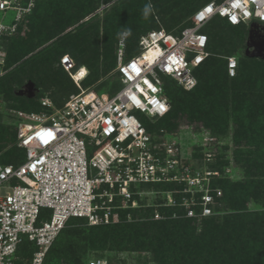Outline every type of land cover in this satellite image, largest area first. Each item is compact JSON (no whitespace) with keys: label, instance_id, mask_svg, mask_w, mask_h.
Returning a JSON list of instances; mask_svg holds the SVG:
<instances>
[{"label":"trees","instance_id":"obj_1","mask_svg":"<svg viewBox=\"0 0 264 264\" xmlns=\"http://www.w3.org/2000/svg\"><path fill=\"white\" fill-rule=\"evenodd\" d=\"M210 1L222 0H151L154 12L145 19L142 10L149 0H117L101 17L95 12L100 0H36L17 31L2 41L7 71L0 77V96L17 103V108L38 112L44 109L40 98L47 97L41 89L55 87L67 93V97L78 92L60 64V58L66 54L74 62L73 70L86 68L87 74L80 84L90 89V83L115 68L119 40L125 29H131L121 47L127 60L139 53L141 35L159 28L179 34L192 24L194 13ZM173 7L176 11L171 12ZM70 25L76 26L35 51ZM202 32L208 39L209 55L195 68L196 85L187 90L165 78L163 95L168 99L169 110L156 123L145 115L140 119L152 136L156 131L173 134L187 128L196 134L220 132L230 138L231 145L223 147L226 153H219L210 164L216 172L209 180L211 214L201 215L202 193H196L195 204L189 206L194 215L187 216L182 202L189 199V194L182 192L183 184H139L141 192H172L174 203L167 204L165 195L163 205L154 212V208L145 206L148 196L141 194L135 196L138 206L119 210L116 222L85 226V219L70 218L48 249L43 264H87L84 254L89 249L147 252L154 264H264V217L248 209L250 202L264 198V57L245 55L244 24L231 25L216 15L203 26ZM237 41L243 44L238 49L246 60L236 58V73L230 77L226 57L236 56L231 52ZM219 42L222 45L218 46ZM223 45L230 49L224 50L228 54L221 60L216 55ZM115 74L118 82L108 94L121 86L116 71ZM28 79L38 88L35 95L30 99L13 95L14 88ZM193 148L200 150L196 145ZM23 157L24 149L17 146L15 132L12 134L0 124V163L16 164ZM230 163L236 170L233 175L224 171ZM156 213L159 218L154 219ZM71 222L82 226L67 227ZM32 252L33 248L24 240L15 264L25 263Z\"/></svg>","mask_w":264,"mask_h":264},{"label":"built area","instance_id":"obj_2","mask_svg":"<svg viewBox=\"0 0 264 264\" xmlns=\"http://www.w3.org/2000/svg\"><path fill=\"white\" fill-rule=\"evenodd\" d=\"M35 1L0 0V77L7 71L2 41L17 31ZM7 12L11 18L4 21ZM216 15L231 25H264V0L210 1L179 34L152 29L140 36L139 53L127 60L118 49L115 71L121 86L113 94L81 87L86 68L73 70L69 55L60 58L78 92L60 108L43 97V110L17 111L16 142L24 157L16 164L0 163V264H15L24 240L33 252L23 264H43L70 218H83L88 225L118 221L119 210L138 206L139 184H183L189 194L182 202L187 216L194 215L189 206L196 193H202L201 215L211 214L209 178L216 172L200 176L174 135L166 132L156 141L134 111L150 120L167 113L165 78L187 90L196 85L195 68L209 55L202 28ZM226 68L230 77L235 75L236 57H226ZM211 158L206 152L205 159ZM173 203L168 196L167 204ZM87 264L108 262L92 258Z\"/></svg>","mask_w":264,"mask_h":264},{"label":"rangeland","instance_id":"obj_3","mask_svg":"<svg viewBox=\"0 0 264 264\" xmlns=\"http://www.w3.org/2000/svg\"><path fill=\"white\" fill-rule=\"evenodd\" d=\"M116 1L117 0H111L110 2L102 3V0H100L98 9L95 12L101 17V15L104 13V10L107 9L109 5H111L112 3ZM174 11H176V7L171 8V12H174ZM10 18H11V14L7 12L4 21H9ZM87 18L88 17H85V20ZM245 25L247 27V35L244 38V42H243L244 48H245L244 53L247 51L248 55L246 53L245 55L248 57H251L249 55H251L252 53H258L260 51L261 39H263L264 37V25L262 27L249 26L248 24H245ZM75 26L76 25H70L64 31L56 35L55 37H52L51 39L44 41L35 49V51L50 44L53 40L63 35L64 33L68 31H72L75 28ZM225 29H226L225 33H227V28ZM249 29H250V32L252 33L250 37L248 36ZM101 35H102L101 32H99L98 41H99L100 46L102 44ZM125 38L126 37H122V36L120 37V40H119L120 47L118 49L122 47ZM218 44H219L218 46L222 45L220 42ZM243 44L237 41L235 43V46L233 47V52H231V54L236 55L235 57L238 58L239 60H246L241 55V49L240 48L238 49V46H241ZM225 49H230V47H227V45H223L220 49V52L216 55L221 60H223L224 56L228 54L224 52ZM258 54L264 57V52H259ZM262 57H257V58L262 59ZM103 82L106 84L104 85L101 84ZM117 82L118 80L115 74V68H113L110 71L100 75L97 80L90 83L88 86L90 87L91 90H94L98 93H108L112 90L113 86H116ZM28 83L32 84L33 88H36L38 90V88L36 87V84L31 79H28V80H25L21 86L14 88L13 95L17 97H24V98L30 99V97H28L27 95L22 94L25 85H27ZM64 84H65V81H64ZM41 91L44 94V96L49 97L53 101V104L56 108H60L67 97V93L63 94L64 92L63 90H56L55 87H51L49 89H41ZM16 105L17 103H15L14 101L6 100L2 96H0V124L3 126H6L12 134H14L15 128H16V122H17L16 112L17 111H27L26 109L17 108ZM134 114L139 118L143 117V114H141L138 111H134ZM156 122H157L156 119H153L151 121V123H156ZM158 133L159 132L156 131V133H154V136H153V138L156 141H159L160 138L163 136V133H159V134ZM172 135H174V137L179 142V145L182 147L183 155L184 157H186V160L193 164V167L195 168L196 172L200 176H204V172L206 171H212L213 168H211L210 164L214 161V159L217 157L219 153H226V151H224L223 149L224 146L231 145L230 138L224 137L222 133L220 132L211 134L210 131H208V132H205L204 134H199V133L196 134L190 129L182 128L178 130L176 133H173ZM194 145L199 147L200 150H194L193 148ZM229 150L227 149V152H229ZM206 152L212 153L213 160L211 161L205 160L204 154ZM231 166L234 167L233 164L231 165L230 163L229 166L224 170L225 173H228L230 175L234 174L236 170L232 168ZM142 194L145 196H148L146 199L147 203L145 204V206L154 208V212H157L158 211L157 209L163 205V200H164L165 195H167L166 198L168 196L172 197V192L165 191V190H155V191L151 190L148 192L145 191V192H142ZM248 209L249 211L254 212V213H262L261 215L264 217V198H262L260 202H250L248 204ZM78 225L80 224L76 222H71L68 224L67 227H76ZM87 225L88 224H86L85 226ZM138 255L140 257H138ZM84 258H85L84 261H87L92 258H102V259H105L108 262V264H143L142 262H144L145 260H148L146 264H154L153 261L149 260V253L147 252L137 253V252H129V251H109V250L102 251V250L89 249L84 254ZM138 258H139V261H138ZM53 263L54 262H52V264Z\"/></svg>","mask_w":264,"mask_h":264},{"label":"water","instance_id":"obj_4","mask_svg":"<svg viewBox=\"0 0 264 264\" xmlns=\"http://www.w3.org/2000/svg\"><path fill=\"white\" fill-rule=\"evenodd\" d=\"M250 26L262 27L263 25L251 24ZM251 34H252V33L250 32V29H249V31H248V36L250 37ZM260 46H261V48H260V51H259V52H264V37H263V39H261ZM259 52H258V53H259ZM245 53L247 54V51H246ZM258 53H252V54L249 55V56H251V57H262V55H259ZM247 55H248V54H247ZM36 91H37V89H36V88H33V85H32V84L28 83L27 85H25L22 94H25V95H27L28 97L31 98V97H33V96L35 95Z\"/></svg>","mask_w":264,"mask_h":264},{"label":"clouds","instance_id":"obj_5","mask_svg":"<svg viewBox=\"0 0 264 264\" xmlns=\"http://www.w3.org/2000/svg\"><path fill=\"white\" fill-rule=\"evenodd\" d=\"M153 12H154V7L151 3V0H149V2L145 4V6L142 10L143 17L145 19H147L149 17V15H151ZM130 35H131V29L130 28L125 29V31L121 34L122 37H128Z\"/></svg>","mask_w":264,"mask_h":264},{"label":"snow or ice","instance_id":"obj_6","mask_svg":"<svg viewBox=\"0 0 264 264\" xmlns=\"http://www.w3.org/2000/svg\"><path fill=\"white\" fill-rule=\"evenodd\" d=\"M65 59H67V58H65ZM81 75H84V72H83V70L81 71ZM50 135V134H49Z\"/></svg>","mask_w":264,"mask_h":264}]
</instances>
